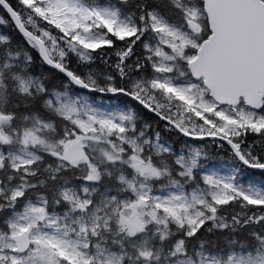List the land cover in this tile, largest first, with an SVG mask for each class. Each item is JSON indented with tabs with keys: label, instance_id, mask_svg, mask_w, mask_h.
<instances>
[{
	"label": "snow or ice",
	"instance_id": "1",
	"mask_svg": "<svg viewBox=\"0 0 264 264\" xmlns=\"http://www.w3.org/2000/svg\"><path fill=\"white\" fill-rule=\"evenodd\" d=\"M0 264H264V0H0Z\"/></svg>",
	"mask_w": 264,
	"mask_h": 264
}]
</instances>
